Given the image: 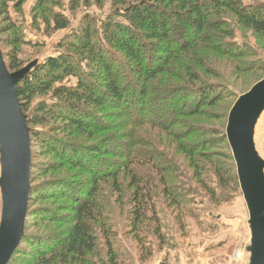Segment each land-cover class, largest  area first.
<instances>
[{"label":"trees","instance_id":"16d2710c","mask_svg":"<svg viewBox=\"0 0 264 264\" xmlns=\"http://www.w3.org/2000/svg\"><path fill=\"white\" fill-rule=\"evenodd\" d=\"M28 2L0 0L5 22L0 46L12 73L30 61L21 58L24 27L10 11L23 16ZM94 7H109L108 14L87 12ZM82 9L80 26L72 30L71 17ZM34 11L33 27L43 28L46 36L71 31L57 42L56 55L38 61L17 84L31 129V194L25 235L9 264H120V231L147 261L154 243L158 250L167 245L159 204L185 234L187 219L199 217L192 207L196 197L221 204L230 199L224 191H241L227 131L196 126L195 118L203 105L237 100L248 90L236 93L223 74L215 81L220 78L204 53L194 61L190 52L215 45L223 56L238 61L233 73L264 72L258 54L235 41L234 24L264 41V1L35 0ZM204 77L213 79L205 82ZM178 93L185 96L184 104L175 102ZM198 94L202 103L186 111ZM154 101L159 107L147 115L145 104ZM166 101L175 106L166 109ZM110 109L127 120L126 128L154 124L168 132L188 169L161 149L143 151L137 131L129 134L127 144L113 136L99 140L110 126L105 116ZM157 115L163 117L160 122ZM109 153L118 159L111 160ZM46 155L56 159L43 161ZM66 165L74 170L62 173Z\"/></svg>","mask_w":264,"mask_h":264},{"label":"rangeland","instance_id":"374dc122","mask_svg":"<svg viewBox=\"0 0 264 264\" xmlns=\"http://www.w3.org/2000/svg\"><path fill=\"white\" fill-rule=\"evenodd\" d=\"M64 2L68 3V0H64ZM34 8L35 0H29L25 6L23 16H17L12 9L10 11V15L14 21H18V23L24 27V39L26 44L22 47L23 55L21 58L26 61H30V63L35 61H37V63L38 61L41 63L47 57L56 55L57 42L68 35L71 30L57 32L52 34V36H46L43 28L40 30L33 27L34 21L32 17L36 15ZM108 8L109 7H106L104 10H98L96 7H94L87 12L91 15L106 16L108 14ZM64 13L71 17L68 11H65ZM84 14L85 9H82L75 16L71 17L72 30L78 29ZM3 19L2 8L0 7L1 31L5 27V22ZM234 24L237 28V38L235 41L240 45L243 44L249 46V50L257 53L259 59L264 61V41H262L260 37L252 32V30L241 29V26L237 22ZM2 37L4 36H2L1 33L0 38ZM201 45L204 46V44ZM210 49H192L190 55L193 56L194 61H196L197 59L201 60V53H204L208 65L210 68H213L217 71L220 78L219 80L215 81H220L222 79L220 74H223L235 87L236 90L234 91L236 93H242L247 90L248 91L246 93H248L252 89L250 88L252 84L251 82H256L260 78L264 77L263 71H243L240 73V70H238V74L233 73L232 68L239 67L238 61H236V59L223 56V53L219 51L218 47L215 45H212ZM255 59L251 57L249 60L252 63H255ZM195 65L201 70L198 62H196ZM203 73L205 75V72ZM211 79L213 78L204 77L205 82H208V80ZM72 81H74V79ZM174 82L178 85L181 84V82ZM209 89L211 92L212 88L210 87ZM180 94L181 93H178L177 95L175 94V102H182L184 104L185 96L182 95V97H180ZM240 96L242 95H239L238 97ZM238 99L239 98H237V100ZM198 100L199 94L196 97L194 96L193 100L191 99V101H188L189 105L186 108V111L194 108L199 102L202 103V101L198 102ZM235 100L236 99L228 97L215 107H209L210 104L203 105L200 108L202 111H200L199 115H197L195 118L197 121L195 122V125L206 126V128L215 129L214 131L217 129L220 133L224 130L227 131L230 112L237 102V100ZM156 102L157 101H154L153 103L149 102L148 105L145 104L147 115L150 114V111L156 112V107H159V103L155 104ZM164 105L166 106V109H171L175 106L172 101H166ZM206 110H208V112ZM116 111L117 110L115 109H110L105 112V116H109L107 117L108 119L106 121L110 126L107 132L97 136L99 140L103 141L106 138L113 136L114 138H120L121 143H126L129 141V134L131 132L133 133L134 131H137L141 136H143L139 140V143L142 146L141 149L143 151L146 150L148 152L154 151L155 153H161V149L166 151L172 158H174L179 165L182 164L184 168L188 169L187 166L189 167V162L187 158L179 151L177 146L178 144L176 143L177 141L171 135H169L168 132L164 130L159 131L160 129H157L156 125L154 124L146 126L140 125L143 126L140 128L134 126L126 128L128 124L123 126V121L127 122V120L125 118L120 119L121 116L119 113H116ZM136 115L138 116L139 114ZM162 119V116L157 115V122H160ZM157 140L162 145L157 143ZM143 141H145L146 144ZM255 142L260 156L264 159V112L256 126ZM111 157L115 158L116 160L118 159V156H113L109 153V158L114 161V159ZM55 159V156L46 155L43 158V161L47 162ZM159 162H161L163 166L166 165L162 159L159 160ZM190 169H192L191 166ZM72 170H74L72 165H66L64 169H61L60 171L65 173ZM139 170H144L146 173L148 172L147 174H150L152 171L155 172V170L151 169V167H140ZM214 181L217 182L215 179ZM221 192L223 193L222 190L218 191V193ZM224 193H228V197H230V199L227 202H222L221 204L210 203L208 198H204L202 196L196 197V203L193 204L192 207L196 210L199 217L196 220L195 218L187 219V232L185 234H183L180 227H178V225L175 223L173 216L166 206L162 203L159 204L158 209L163 221L164 231L167 236V245L164 249L158 250L157 245L154 243L153 257L147 261H142L139 257V248L137 244H134L129 240L127 241L123 236V232L120 231L118 238L119 250L121 251L120 255L122 258L120 259V264H250L251 255L248 252V247L251 245V232L249 227V212L243 193L240 191V189H235V191L228 192L224 191ZM58 203L60 204V202ZM1 215L2 200L0 193V222ZM120 224L123 227V223H121V221ZM153 240L154 239L151 238L152 243ZM101 261L102 258L99 257L98 262Z\"/></svg>","mask_w":264,"mask_h":264},{"label":"water","instance_id":"95a60500","mask_svg":"<svg viewBox=\"0 0 264 264\" xmlns=\"http://www.w3.org/2000/svg\"><path fill=\"white\" fill-rule=\"evenodd\" d=\"M37 61L10 72L0 46V264H9L25 235L31 194V129L17 84ZM264 112V79L242 95L232 108L227 138L237 167L240 188L249 212L250 264H264V159L255 142Z\"/></svg>","mask_w":264,"mask_h":264}]
</instances>
